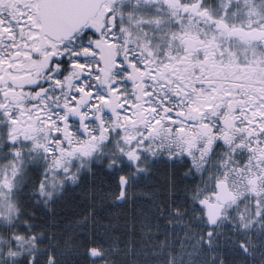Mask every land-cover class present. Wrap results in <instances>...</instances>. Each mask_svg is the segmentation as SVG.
Here are the masks:
<instances>
[{
  "label": "snow or ice",
  "instance_id": "6c2138e0",
  "mask_svg": "<svg viewBox=\"0 0 264 264\" xmlns=\"http://www.w3.org/2000/svg\"><path fill=\"white\" fill-rule=\"evenodd\" d=\"M0 264H264V0H0Z\"/></svg>",
  "mask_w": 264,
  "mask_h": 264
}]
</instances>
